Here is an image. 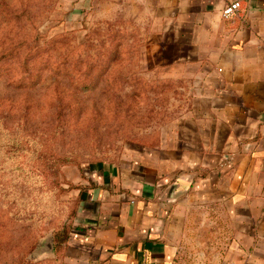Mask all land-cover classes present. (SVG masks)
Returning <instances> with one entry per match:
<instances>
[{
	"label": "crops",
	"instance_id": "1",
	"mask_svg": "<svg viewBox=\"0 0 264 264\" xmlns=\"http://www.w3.org/2000/svg\"><path fill=\"white\" fill-rule=\"evenodd\" d=\"M239 1L230 18L223 7ZM188 80L153 149L79 170L76 264H264V0H153Z\"/></svg>",
	"mask_w": 264,
	"mask_h": 264
},
{
	"label": "rangeland",
	"instance_id": "2",
	"mask_svg": "<svg viewBox=\"0 0 264 264\" xmlns=\"http://www.w3.org/2000/svg\"><path fill=\"white\" fill-rule=\"evenodd\" d=\"M153 0H0V264H76L79 170L153 149L188 80ZM60 240V237H59Z\"/></svg>",
	"mask_w": 264,
	"mask_h": 264
},
{
	"label": "built area",
	"instance_id": "3",
	"mask_svg": "<svg viewBox=\"0 0 264 264\" xmlns=\"http://www.w3.org/2000/svg\"><path fill=\"white\" fill-rule=\"evenodd\" d=\"M240 6L239 1H234L225 5L221 11L222 18L228 19L232 17L240 9Z\"/></svg>",
	"mask_w": 264,
	"mask_h": 264
},
{
	"label": "trees",
	"instance_id": "4",
	"mask_svg": "<svg viewBox=\"0 0 264 264\" xmlns=\"http://www.w3.org/2000/svg\"><path fill=\"white\" fill-rule=\"evenodd\" d=\"M58 242H59V246H63L65 247L66 245V241L69 239V232L67 231H64V232H61L60 234H58ZM59 237H60V240H59Z\"/></svg>",
	"mask_w": 264,
	"mask_h": 264
}]
</instances>
